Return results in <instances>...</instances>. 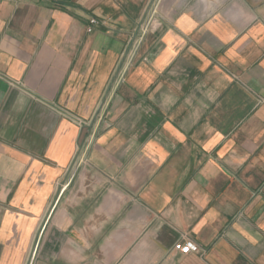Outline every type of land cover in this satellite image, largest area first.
Listing matches in <instances>:
<instances>
[{
    "label": "crops",
    "instance_id": "1",
    "mask_svg": "<svg viewBox=\"0 0 264 264\" xmlns=\"http://www.w3.org/2000/svg\"><path fill=\"white\" fill-rule=\"evenodd\" d=\"M0 264H264V0H0Z\"/></svg>",
    "mask_w": 264,
    "mask_h": 264
},
{
    "label": "built area",
    "instance_id": "2",
    "mask_svg": "<svg viewBox=\"0 0 264 264\" xmlns=\"http://www.w3.org/2000/svg\"><path fill=\"white\" fill-rule=\"evenodd\" d=\"M148 15L149 16L145 17L143 19L142 23L139 25V27L137 29V33H136L137 36L135 35L133 37V39H135L138 36L140 37L151 26L153 14L150 15V13H149ZM96 23H98V20L95 17H90L89 18V22H88V26H87V31H91L92 30V26L94 24H96ZM103 23H104V21H103ZM133 39H132L131 45H128V48L123 53L124 56H126L128 54L130 48L133 46V43H134ZM119 72H120V69H117L115 78L118 77ZM175 248L182 254H188V253H191V252H199L198 245L191 238H188V237H185L182 242L177 243L175 245Z\"/></svg>",
    "mask_w": 264,
    "mask_h": 264
},
{
    "label": "water",
    "instance_id": "3",
    "mask_svg": "<svg viewBox=\"0 0 264 264\" xmlns=\"http://www.w3.org/2000/svg\"><path fill=\"white\" fill-rule=\"evenodd\" d=\"M96 116H97V115H95V117H96ZM95 117H94V118H95ZM33 251H34V247L31 249V255H32Z\"/></svg>",
    "mask_w": 264,
    "mask_h": 264
}]
</instances>
